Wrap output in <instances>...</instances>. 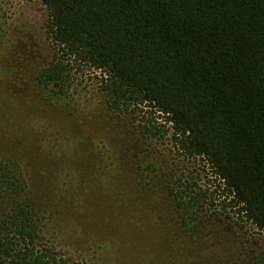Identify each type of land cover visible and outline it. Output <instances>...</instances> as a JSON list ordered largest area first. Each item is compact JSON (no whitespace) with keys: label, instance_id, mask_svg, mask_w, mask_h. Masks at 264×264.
Here are the masks:
<instances>
[{"label":"rangeland","instance_id":"rangeland-1","mask_svg":"<svg viewBox=\"0 0 264 264\" xmlns=\"http://www.w3.org/2000/svg\"><path fill=\"white\" fill-rule=\"evenodd\" d=\"M47 19L41 0H0V157L28 168L68 262L262 264V231L206 160L182 149L164 113L112 110L102 72L84 63L65 99L37 84L54 54ZM175 195L196 205L178 210ZM192 213L194 230L179 216Z\"/></svg>","mask_w":264,"mask_h":264},{"label":"trees","instance_id":"trees-1","mask_svg":"<svg viewBox=\"0 0 264 264\" xmlns=\"http://www.w3.org/2000/svg\"><path fill=\"white\" fill-rule=\"evenodd\" d=\"M41 1L54 54L33 76L50 98H66L74 66L100 70L107 105L164 113L264 236V0ZM25 167L0 157V264H70ZM193 213L179 215L190 230L202 224Z\"/></svg>","mask_w":264,"mask_h":264}]
</instances>
